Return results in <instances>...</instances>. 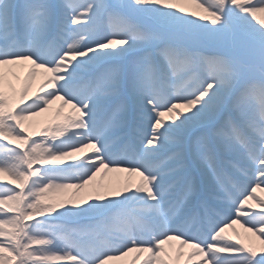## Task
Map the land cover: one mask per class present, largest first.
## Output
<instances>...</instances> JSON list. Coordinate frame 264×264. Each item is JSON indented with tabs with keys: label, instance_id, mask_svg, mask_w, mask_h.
Listing matches in <instances>:
<instances>
[{
	"label": "bare ground",
	"instance_id": "1",
	"mask_svg": "<svg viewBox=\"0 0 264 264\" xmlns=\"http://www.w3.org/2000/svg\"><path fill=\"white\" fill-rule=\"evenodd\" d=\"M176 3L169 0H135V2L140 6L139 13L150 15V19L155 20V22L163 23L165 21H170L172 16H176L178 13V8L180 7L178 3L179 0H175ZM206 2L205 6H195L191 11V16L193 17V23H200V27L205 26L206 19L204 16L206 14L207 8L210 5L212 6L213 0H204ZM70 2V1H69ZM225 6L218 7L219 12L224 14L227 18L230 17L232 9L237 7L239 13L238 23L235 26L238 29H244L250 31L251 34L258 37V40L264 41V0H224ZM101 3L96 1L92 4L91 7H78L76 9L77 15L75 16V22L78 29L90 30L96 26L98 27L97 41L105 39V42L99 44V47L107 48H121V55L126 54L127 52L144 45L148 42L147 34L149 33L148 28L145 30L140 29V23L142 21H148L146 18H132L138 20L136 24H132V19H128L126 23L118 24L111 22L105 18L100 19V23L97 24V21L94 20L96 16L101 14L102 9H100ZM82 8V9H81ZM81 23V25H79ZM210 29H213L212 32H220L224 28L222 24L215 21L212 26H209ZM24 32L22 27L21 33ZM212 33L211 31H209ZM142 33V34H140ZM141 35V36H140ZM95 38V39H96ZM140 38V39H135ZM205 54H208V69L211 68L212 73L210 75V80L203 86L199 94L196 95V99L199 101L197 107H203L205 109V114L202 119L206 120L207 118H212L216 116L220 110L224 108H230L234 106L237 101H243L245 98H241L243 95L244 88L236 89L232 84L226 81H229L231 74L226 70V65L220 57H216L209 52L205 51ZM2 53L0 52V56ZM31 51H28L26 55L15 56L11 58H0V97L3 98V105L0 104V117L4 115L6 118H9L11 121H14L15 124L22 126L24 122H30L37 125V130L39 135H50L51 137L46 140L48 150L58 149V151L64 149V156L75 157L72 159L69 170L76 169V172L79 175L80 182L82 185L78 187L75 185H69L66 191L64 198L59 199L60 206H52L49 210L55 212L54 217L56 219H63L65 214H70L72 220H77L79 216L82 215V218H91L96 216L97 211L94 209H85L81 210V203L84 204L90 202V194L95 191V188L103 187L106 191L107 199H111L113 205L122 204L120 203L123 199H117L118 195L122 193L125 187H129L133 184H139L143 191L147 193L148 188L146 183H142L141 179L144 177L137 170H133L130 176L124 177L122 171L124 165H121V162L126 159L120 155V161L116 163L113 167H108V158L112 152L119 154L118 150H111L110 148H104L103 143L104 139H100L94 146L91 143H82V139L88 138L90 129L84 130L78 125H71L70 115H74L76 112L80 111V107L77 108L73 106L70 102H64L58 96H53L58 93L57 84L53 85L55 82L59 81L64 84L69 80L68 77L64 76H55L54 83L50 81L49 75L51 72H55L61 69V66L56 67H47L43 65H37L31 59ZM118 56L110 55V57ZM70 58L67 60V63L71 59L77 58L76 55H70ZM213 59V60H210ZM212 62V64H211ZM66 63V62H65ZM36 69V73H34ZM103 75V73H100ZM98 76H100L98 74ZM193 76H187L184 81V84L187 82L188 86L186 91L194 92L197 88H194L195 83L191 81ZM191 79V80H190ZM173 78L166 80L168 85L179 86V81ZM214 80H218L219 84L214 83ZM74 85L78 86L79 82L75 81ZM94 87L97 89H105V85L102 77L100 80H95L89 85V89ZM255 88L259 93H264V83H251V86ZM246 87V88H248ZM69 94H73V91ZM241 98V99H240ZM251 98V96H250ZM36 100H47L49 106L51 105L54 109L48 112H43L36 109V102L33 104V101ZM177 105V104H175ZM175 105L172 106L175 107ZM9 107V108H8ZM8 108V109H7ZM35 109L32 112V109ZM171 107L166 109L164 112L171 114V120L175 125L171 128H168L169 135L176 136V139H181L185 136L184 134L190 129L188 123L181 119L178 111H173ZM151 108H148L144 111V117L147 126L153 125L155 122L151 121ZM64 115L65 118L61 116ZM159 116H157L158 119ZM260 118V117H259ZM164 121L162 118L160 121ZM261 120V119H260ZM70 121V122H68ZM68 122V123H67ZM257 122V121H256ZM160 122H156V125ZM81 132L82 134L78 133ZM146 133V132H145ZM45 137V136H44ZM43 137V138H44ZM178 141V140H176ZM37 145V144H35ZM76 145L77 147H73ZM4 144H0V148ZM67 147V148H66ZM53 148V149H52ZM221 150L226 149L222 146H219ZM138 148L132 149L133 153L138 152ZM230 150V147H227ZM217 157L216 155H214ZM212 158H214L212 156ZM231 158V157H229ZM76 161H78L76 165ZM43 166V165H42ZM29 169L28 174L31 176L42 177L41 168ZM44 167V166H43ZM47 172V171H46ZM69 174L73 175V171ZM67 172V173H68ZM4 171L0 172V191H9L6 186L17 187L20 185V182L17 180V176L13 172H9L5 177ZM23 177L25 174L22 172ZM3 176V177H2ZM60 178H66V174L59 175ZM193 176L190 174L191 179ZM143 180V179H142ZM92 184L91 191L87 190V186ZM188 189L194 190L193 183L188 184ZM81 187V188H80ZM32 192V191H31ZM4 196H0V215H4L3 219H0V262H6L12 260V254L7 246V242L11 238L10 236L17 234L19 236V228L17 224L13 222L10 212H14L17 217L23 222L20 225L21 235L24 236L25 242L21 244L22 248L20 253V262L23 264H88L92 259L88 254L91 252V249H82L81 256L83 253V259H74L65 256L56 252L62 251L61 246L56 245L53 241L42 238L37 232V225L35 223L26 222L27 217L25 215L26 206L28 205V193H21L20 191L3 193ZM77 196V202L72 206H76L74 209L79 208V210L67 209L69 204H72L73 197ZM253 196L256 200L241 201L239 208L241 210H235L237 212V217L244 218L247 217L249 221L258 222L262 217H264V206H259L256 203H264V189L255 188ZM118 200V201H117ZM133 202V201H132ZM67 209V210H66ZM248 209V211H247ZM109 210V209H108ZM234 210V209H233ZM246 210V211H245ZM76 211V212H75ZM261 212V213H257ZM111 212L112 211H107ZM263 212V213H262ZM246 213H253L252 215ZM123 213L117 215L116 220L113 221L110 228L122 231L124 226L127 225V219L124 218ZM35 217L39 215L35 214ZM61 216V217H60ZM17 219V218H16ZM215 222L217 218H214ZM213 220V221H214ZM187 222L185 221V224ZM51 225V224H50ZM47 225V228H52V226ZM231 226V227H230ZM225 229H231L232 232H225L237 240L238 244L235 245L233 250L228 251L227 255L230 253L243 252L238 254V256H231V262H240L239 264H249L252 261L251 258H256L253 254L251 258L246 248H249L255 251L253 247L254 241L251 237H254V233L259 236L264 233V225L260 227L254 226V229L244 227L238 223L231 224L229 223ZM17 230V231H16ZM129 230L131 233H128L122 238H119V241L112 240L113 249L116 250L115 254L108 253L111 250L110 244H106L104 247H98L97 252L100 253L97 256L103 257L97 261L96 264H189L198 262L199 264H212L214 263L212 253L209 250L202 251L197 246H192L190 244L183 243L180 240V235L184 236L186 239L192 237L197 239L198 232H190L191 234L186 233V229L182 230L178 228V235H172L171 237L167 236L161 240V247L158 251H152L150 248L143 247L137 241L136 233L130 227ZM141 232V230H139ZM241 232H245L246 235L243 236ZM145 233V231L143 232ZM158 234L163 233V231H157ZM205 233H208L205 231ZM65 237V245L68 248H71L76 245V242L73 238L67 234H63ZM227 235V236H229ZM117 235H115V238ZM140 236V235H138ZM219 234H212V239L215 241ZM113 238V239H115ZM93 240H96V236H93ZM261 252L263 253L260 257L261 261H264V239H261ZM33 249V250H32ZM30 251L35 253L34 255L30 254ZM79 251V249H78ZM136 251H139L136 254ZM256 253V252H255ZM93 254V258L97 257ZM204 259V260H203ZM13 262V260H12Z\"/></svg>",
	"mask_w": 264,
	"mask_h": 264
},
{
	"label": "rangeland",
	"instance_id": "2",
	"mask_svg": "<svg viewBox=\"0 0 264 264\" xmlns=\"http://www.w3.org/2000/svg\"><path fill=\"white\" fill-rule=\"evenodd\" d=\"M172 1L173 3H176L175 0H169V2ZM101 4H109L112 5L113 8H115L117 11H115L117 14L120 15V17H124L126 19H132V18H140V15L142 18L148 19V21H142L140 23V29L145 30L146 27H149V33L147 34V37L149 38L148 41L155 42L159 39H168L172 42H175L176 44L173 46L174 48H179L184 51H186V54H188V49L192 50L190 47H203L208 49L210 53L214 54L218 57H220L223 62L226 65V72L228 71L231 74V78L229 81H226L227 84L230 83L232 86L236 89H241L243 87H246L248 84L251 85V83H264V41L258 40L256 36L250 33V31H246L244 29H238L235 26L238 23V16L237 13L239 11L237 10V7L235 9L231 10L230 17L224 16V14H221L219 12L218 7L225 6L224 0H213L212 6L210 5L207 8L206 14L204 16L206 19L205 26L208 27H200V23H193V17L191 16V11L195 6H205L206 2L204 0H179L177 4L180 5L178 8V13L176 16H172L170 18V21H165L163 23L155 22V20L150 19V15L139 13L140 6L135 2V0H101ZM133 20V19H132ZM136 20V19H134ZM138 21V20H136ZM218 22L221 23L224 27L222 31L220 32H212L213 29H210L209 26H212L213 23ZM211 31L212 33H210ZM142 34V33H140ZM141 36V35H140ZM140 39V38H135ZM121 48H107V47H96L93 48L92 51L89 52V56L86 53L85 58H78L75 61L79 62V64L76 66L73 65V60L70 61V69L74 68H84L88 67L90 65H93L94 63H97L98 61L110 57V55H121ZM220 52V53H219ZM131 60V59H130ZM137 60H141V56H136L133 58V62H136ZM125 65L128 67H133L132 63L125 60ZM126 68V67H123ZM132 69V68H131ZM135 70V68H134ZM132 69V71H134ZM34 73H36V69H34ZM211 81V80H210ZM216 84H219L218 80L213 81ZM248 87V86H247ZM256 90V89H255ZM201 92V91H200ZM199 92V93H200ZM197 93V94H199ZM196 94V95H197ZM195 97L191 100L188 97H185L182 101H178L177 105L175 107H171L173 111L177 110L178 114L181 119L185 120L188 125L190 126V129L197 130L200 127L201 123H204V121L209 120L211 118H207L206 120L202 119L204 116L205 109L203 107H197V104H199V101ZM60 98V97H59ZM62 100V99H61ZM2 96L0 97V104L3 103ZM36 102L38 105L36 106V109L41 110L43 112H48L54 109L51 105L47 103V100H36L33 101ZM41 102V103H40ZM85 102L82 101V103ZM87 103V102H86ZM94 106V105H93ZM9 108V107H8ZM7 108V109H8ZM166 109H169L166 108ZM34 108L32 109V112H34ZM55 111V109H54ZM89 109L86 110V114H89ZM165 111V110H164ZM163 110L158 114L159 117L156 122H160L161 127L159 128V124L156 125L158 129L162 130V133L164 135L159 136V140H161L163 143H156L157 147H160V149L163 148V146L167 147L169 145H179V143L189 145V148L193 151V154L201 160L199 155V151L201 150L202 144L201 141H198L199 139L191 138L190 135L186 141H184V136L181 137V139H176V136L169 135L168 128H171L174 124L171 120V114L165 113ZM80 112H76L74 115H70L72 122L71 125H76V121L79 120L78 118L81 116L79 114ZM91 115H93L94 109L90 111ZM202 115V117H200ZM63 119H69L65 118L63 114H61ZM162 118H164V121H160ZM68 121V122H70ZM67 122V123H68ZM175 126V125H173ZM161 133V134H162ZM45 136V137H44ZM44 137V138H43ZM50 135H39V131L37 130V125L32 124L30 122H24L22 126L15 124L14 121H11L9 118H6L4 115L0 117V139L3 140L7 145L12 146V152L4 151L2 155L0 156V172L4 171V177L9 173L13 172L17 176V180L20 182V185L18 188L16 187H10L6 186V188L9 189V191H6V193L11 192H17L20 191L21 193H28V205L26 206L25 215L27 217L26 222L35 223L37 225V232L38 234L44 238H52L51 235L46 234V229L43 227L45 225V220L53 219V217L56 215L55 212L49 210L50 207L54 205H58L60 207H63L60 205L59 199L64 198V195H66V191L69 185H75L79 186L82 185V182H80L79 176L77 175V172L74 169L69 170V166L73 162L72 159L75 157L70 156H64V149L58 151V149L48 150L47 147H50L47 145L46 140L49 139ZM178 140V141H176ZM184 141V142H183ZM155 143V142H154ZM37 144V145H35ZM163 144V145H162ZM73 147H77L74 145ZM67 148V147H66ZM144 153V152H143ZM78 161H76V165ZM44 167H43V166ZM42 166L41 173L42 177L37 176H31V174H28L29 169H37ZM132 166V167H131ZM133 168V165H130L126 167V169H123L121 172L124 177L130 176L133 170L137 169H131ZM62 171L66 170V174L69 176L66 178L58 179L54 175L46 174V171ZM73 171V175L69 174ZM138 171V170H137ZM141 171V170H140ZM22 172L25 174V177H23ZM68 172V173H67ZM139 172V171H138ZM142 172V171H141ZM212 172V171H211ZM140 173V172H139ZM204 173L207 175V181L210 182L213 180V178L209 175L210 173L207 172V170H204ZM141 174V173H140ZM142 175V174H141ZM209 175V177H208ZM2 176V177H3ZM143 179V180H142ZM141 179L142 183L145 182L146 178L144 177ZM147 182V180H146ZM92 184H89L87 186V190L91 191ZM81 188V187H80ZM32 191V192H31ZM106 191L103 187L101 188H95L94 192H91L90 194V202H87L86 204L81 203V210L85 209H94L97 211L98 214L105 213L106 210L112 207L113 202H111V199H107ZM4 196V195H2ZM117 199H123V203L129 204L132 201L142 202L143 205L145 203H150L152 199L147 196L145 191L141 188L139 184H133L129 187L124 188L122 193L117 196ZM256 200L253 194H249L246 196H242L240 199L241 201H246L247 203H250L249 201ZM118 201V200H117ZM73 203L69 204L67 206V209L72 210H79V208L74 209L76 206H72L74 203L77 202V196L73 197ZM259 206H264V203H256ZM152 207L154 208V205L152 203ZM66 209V210H67ZM144 209V206H143ZM235 209V208H234ZM146 211V210H145ZM76 212V211H75ZM12 216L13 222L17 224V227L19 228V236L17 234L11 235L10 240L6 241L9 247V250L12 254V260L6 261V262H0V264H23V262H20V253L22 248H20L21 244H24L25 238L23 235H21V228L20 225L23 224V222L20 220L17 215L14 214V212L9 213ZM39 215L38 217H35L34 215ZM156 214V213H155ZM70 216L69 214H65L67 217ZM157 215V214H156ZM4 215H0V219H3ZM57 216V215H56ZM17 218V219H16ZM234 221V216H230V222ZM234 224V223H232ZM231 227V226H230ZM17 231V230H16ZM228 231V233L232 232L231 229H225L223 228V232L225 233ZM227 233V235H229ZM243 236L246 235L245 232H241ZM229 238L233 241V243L236 245L238 244V241L233 240V238L229 235ZM254 241V248L255 251L246 248L242 249L245 252H248L250 258L253 254L256 256V258H251L252 261L258 262L259 264H264V261L260 260V257L262 256L261 252V239L254 233V237H251ZM156 239V238H155ZM153 239V241H155ZM158 241L161 240L157 239ZM1 241V240H0ZM151 241V240H150ZM1 243V242H0ZM159 247L156 249L158 251L160 249ZM148 246L146 243L145 247ZM33 250V249H32ZM56 252H59L61 254H64V252L57 251L56 248H54ZM139 251H136V254H138ZM256 252V253H255ZM243 252H237L234 253V255H238ZM31 255H34L35 253L30 251ZM95 263V262H94ZM192 264V263H189ZM194 264V263H193ZM199 264V263H197Z\"/></svg>",
	"mask_w": 264,
	"mask_h": 264
}]
</instances>
